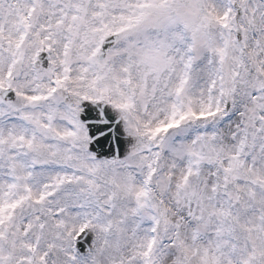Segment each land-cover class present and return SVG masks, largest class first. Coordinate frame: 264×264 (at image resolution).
<instances>
[{
	"label": "snow or ice",
	"instance_id": "1",
	"mask_svg": "<svg viewBox=\"0 0 264 264\" xmlns=\"http://www.w3.org/2000/svg\"><path fill=\"white\" fill-rule=\"evenodd\" d=\"M0 264H264V0H0Z\"/></svg>",
	"mask_w": 264,
	"mask_h": 264
}]
</instances>
